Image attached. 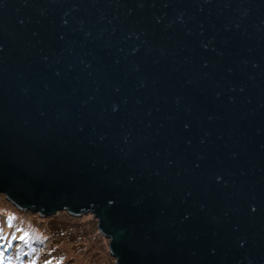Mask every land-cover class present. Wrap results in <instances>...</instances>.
<instances>
[{"label":"water","instance_id":"1","mask_svg":"<svg viewBox=\"0 0 264 264\" xmlns=\"http://www.w3.org/2000/svg\"><path fill=\"white\" fill-rule=\"evenodd\" d=\"M0 192L115 264H264V0H0Z\"/></svg>","mask_w":264,"mask_h":264},{"label":"rangeland","instance_id":"2","mask_svg":"<svg viewBox=\"0 0 264 264\" xmlns=\"http://www.w3.org/2000/svg\"><path fill=\"white\" fill-rule=\"evenodd\" d=\"M0 204L17 211L26 236L37 234V244L33 243L31 252L17 251L14 246L17 241L4 223L6 216L0 213V264H115L107 249V237L98 231L96 218L90 211L75 215L58 209L52 214H42L16 207L2 192ZM31 255L35 257L30 259Z\"/></svg>","mask_w":264,"mask_h":264},{"label":"trees","instance_id":"3","mask_svg":"<svg viewBox=\"0 0 264 264\" xmlns=\"http://www.w3.org/2000/svg\"><path fill=\"white\" fill-rule=\"evenodd\" d=\"M0 213L3 214L4 217L6 216L5 223L7 225L10 224L13 227L12 231H11V237L12 238L16 237L19 239V241L16 243L17 249L20 250V249L24 248L27 251L31 252L32 247H33V243L34 242L36 243V241H37V234L32 235V236H26L25 235V233L22 231V228L25 230L24 226L22 225V221L18 217L19 215H17L18 214L17 211L12 209V207H1V204H0ZM57 232H59V231H57ZM21 237H23V238L21 239ZM34 257L35 256L31 255V258H34ZM49 264H58V263H53V262L50 263L49 262ZM66 264H69V263H66Z\"/></svg>","mask_w":264,"mask_h":264},{"label":"snow or ice","instance_id":"4","mask_svg":"<svg viewBox=\"0 0 264 264\" xmlns=\"http://www.w3.org/2000/svg\"><path fill=\"white\" fill-rule=\"evenodd\" d=\"M23 237H21V239H22Z\"/></svg>","mask_w":264,"mask_h":264}]
</instances>
